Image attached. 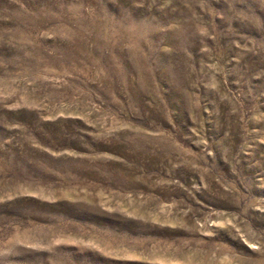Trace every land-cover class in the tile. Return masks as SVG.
<instances>
[{
    "label": "rangeland",
    "instance_id": "1",
    "mask_svg": "<svg viewBox=\"0 0 264 264\" xmlns=\"http://www.w3.org/2000/svg\"><path fill=\"white\" fill-rule=\"evenodd\" d=\"M0 264H264V0H0Z\"/></svg>",
    "mask_w": 264,
    "mask_h": 264
}]
</instances>
